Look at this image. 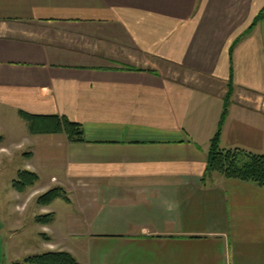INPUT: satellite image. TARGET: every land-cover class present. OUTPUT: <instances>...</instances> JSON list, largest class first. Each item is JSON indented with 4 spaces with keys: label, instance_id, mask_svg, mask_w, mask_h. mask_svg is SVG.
<instances>
[{
    "label": "crops",
    "instance_id": "crops-1",
    "mask_svg": "<svg viewBox=\"0 0 264 264\" xmlns=\"http://www.w3.org/2000/svg\"><path fill=\"white\" fill-rule=\"evenodd\" d=\"M231 87L220 146L264 154V0H0V109L39 175L18 208L63 188L47 248L80 264H264V189L204 178Z\"/></svg>",
    "mask_w": 264,
    "mask_h": 264
},
{
    "label": "rangeland",
    "instance_id": "rangeland-1",
    "mask_svg": "<svg viewBox=\"0 0 264 264\" xmlns=\"http://www.w3.org/2000/svg\"><path fill=\"white\" fill-rule=\"evenodd\" d=\"M15 120L17 119L13 113L3 112L0 109V142L4 141V145H0V148H5V151L0 149V264H14L28 255L48 251V239L55 243H62V245H65L66 240L71 241L69 234L63 231L72 219L70 210L76 209L75 206L68 207L64 201L59 199L53 204V208L47 209L48 212L45 213L42 210L44 205L37 201V203L30 201L23 209L18 208L23 201L13 188V181L18 178L19 171L29 170L32 163L28 161L30 154L18 149L12 143V139L7 137L11 130L9 128ZM44 173L50 178L51 175H58L61 172L59 169H52ZM36 189L41 190L42 188L40 186L34 190ZM30 192L32 190L28 191ZM49 213H54L58 219L59 225L54 230L37 222L39 216ZM76 235H81V233H76Z\"/></svg>",
    "mask_w": 264,
    "mask_h": 264
},
{
    "label": "trees",
    "instance_id": "trees-1",
    "mask_svg": "<svg viewBox=\"0 0 264 264\" xmlns=\"http://www.w3.org/2000/svg\"><path fill=\"white\" fill-rule=\"evenodd\" d=\"M260 15L257 18L259 21ZM232 96V87L229 89L225 101L220 128L210 142L208 162L204 178L211 174H219L227 179L252 183L264 189V154H254L241 149L224 150L220 146L221 128L227 116ZM20 117L27 122L32 135L66 134L72 143H84L85 134L80 124L71 122L67 118L58 116L32 115L24 111ZM205 180V179H204ZM39 181V176L29 170L18 172V178L13 181V188L25 192ZM58 199L70 202L67 192L60 187L54 188L41 195L37 202L41 205H51ZM54 221V213L41 215L37 222L50 224ZM47 239V238H46ZM14 264H80L74 255L68 251H45L26 256L22 261Z\"/></svg>",
    "mask_w": 264,
    "mask_h": 264
}]
</instances>
